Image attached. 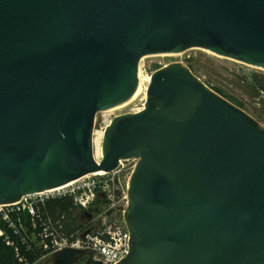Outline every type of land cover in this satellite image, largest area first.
<instances>
[{
	"label": "water",
	"instance_id": "obj_1",
	"mask_svg": "<svg viewBox=\"0 0 264 264\" xmlns=\"http://www.w3.org/2000/svg\"><path fill=\"white\" fill-rule=\"evenodd\" d=\"M201 48L264 69V0H0V205L135 159L115 264H264V125L184 63ZM63 248L56 264H102Z\"/></svg>",
	"mask_w": 264,
	"mask_h": 264
},
{
	"label": "built area",
	"instance_id": "obj_2",
	"mask_svg": "<svg viewBox=\"0 0 264 264\" xmlns=\"http://www.w3.org/2000/svg\"><path fill=\"white\" fill-rule=\"evenodd\" d=\"M116 171L117 168L111 173H89L67 184L28 194L11 204H1L0 220L19 234L24 244H27L30 237L40 250L41 258L46 255L55 256L63 248L72 247L79 250L92 249L95 251V261L115 264L129 251L130 232L123 213L128 204L127 187L131 176L124 184L116 178ZM55 198H70L73 205L83 210L93 208L95 215L89 221L91 227L85 231L65 233L63 216L54 219L44 209L45 203ZM26 215L31 221V226L27 228L22 221ZM3 234L4 230L0 227V235Z\"/></svg>",
	"mask_w": 264,
	"mask_h": 264
},
{
	"label": "rangeland",
	"instance_id": "obj_3",
	"mask_svg": "<svg viewBox=\"0 0 264 264\" xmlns=\"http://www.w3.org/2000/svg\"><path fill=\"white\" fill-rule=\"evenodd\" d=\"M172 62L184 63L209 88H212L214 91H216V88L219 89L221 94L216 92L221 97L228 99L240 109L242 108L264 125L263 68L253 67L241 61L228 57L224 58L211 51L195 47L174 55L152 54L143 56L140 59L141 71L145 78L151 77L154 70ZM145 99L146 96L142 94L137 99L124 105V107H112L109 110L97 112L93 129V146L94 139H97L101 144L103 130L115 116L139 111L143 108L146 102ZM135 164V159L123 160L115 173L116 178L121 179L125 184ZM93 211V208L88 210L75 208L73 214L76 219V225L81 228L79 229L80 231H85L91 227L89 221L95 215ZM33 264H56V261L53 256L46 255ZM73 264L85 263L83 260H78L73 262Z\"/></svg>",
	"mask_w": 264,
	"mask_h": 264
},
{
	"label": "trees",
	"instance_id": "obj_4",
	"mask_svg": "<svg viewBox=\"0 0 264 264\" xmlns=\"http://www.w3.org/2000/svg\"><path fill=\"white\" fill-rule=\"evenodd\" d=\"M216 91L221 94L219 89L216 88ZM75 208L77 207L73 205L70 198H55L48 200L44 209L54 219L63 216L64 231L69 234L74 230L81 229L80 226L76 225L73 214ZM22 221L26 228L31 226V221L27 215L22 217ZM0 227L4 230V234L0 235V264H33L41 259L42 254L30 237L27 239V244H24L21 236L14 233L1 220Z\"/></svg>",
	"mask_w": 264,
	"mask_h": 264
},
{
	"label": "bare ground",
	"instance_id": "obj_5",
	"mask_svg": "<svg viewBox=\"0 0 264 264\" xmlns=\"http://www.w3.org/2000/svg\"><path fill=\"white\" fill-rule=\"evenodd\" d=\"M176 53H179V52H170V53H166V54L167 55H174ZM166 54H162V55H166ZM138 68H139V72H140L141 86L143 87L141 93L144 94V96H146V92H147V88H148V86L146 84H147V82L150 81V76H148L147 78H145L143 76V73L141 71L140 62L138 64ZM94 146H95L94 158H95V160H99L101 157V153H102V146L97 139H94ZM94 173L95 174H104L105 172L102 170H99L98 172H94Z\"/></svg>",
	"mask_w": 264,
	"mask_h": 264
}]
</instances>
